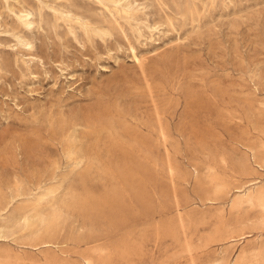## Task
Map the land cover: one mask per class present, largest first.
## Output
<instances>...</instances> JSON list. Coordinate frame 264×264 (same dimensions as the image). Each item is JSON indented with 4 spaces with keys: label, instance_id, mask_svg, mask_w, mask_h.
Segmentation results:
<instances>
[{
    "label": "rangeland",
    "instance_id": "1",
    "mask_svg": "<svg viewBox=\"0 0 264 264\" xmlns=\"http://www.w3.org/2000/svg\"><path fill=\"white\" fill-rule=\"evenodd\" d=\"M249 193L264 0H0V264H264Z\"/></svg>",
    "mask_w": 264,
    "mask_h": 264
},
{
    "label": "bare ground",
    "instance_id": "2",
    "mask_svg": "<svg viewBox=\"0 0 264 264\" xmlns=\"http://www.w3.org/2000/svg\"><path fill=\"white\" fill-rule=\"evenodd\" d=\"M121 13H123L125 16H131V11L130 10H128V9H122L121 10ZM197 13V11H193L192 12V15H195ZM31 14H29V13H27V14H25V16H23L21 19H24L25 20V22L27 23V24H29L30 22H29V20H28V18H29V16H30ZM30 43H27L26 44V46H29L30 47ZM100 141V140H99ZM138 143H139V141H138ZM180 150V149H179ZM157 160H159V159H157ZM167 161V160H166ZM159 164V163H158ZM77 165V164H76ZM167 167V166H166ZM123 169V168H122ZM168 169H170V168H168ZM147 170V169H146ZM149 170V169H148ZM147 170V171H148ZM150 172V171H149ZM91 174V173H90ZM85 175V174H84ZM88 176V175H87ZM159 183V182H158ZM213 183V182H212ZM263 183V182H262ZM158 186V185H157ZM142 187V186H141ZM124 188V187H123ZM222 188L223 187H219L218 188V190L219 191H221L222 190ZM230 188V187H229ZM216 190V189H215ZM85 192V191H84ZM88 192V191H87ZM210 193V192H209ZM213 193V192H212ZM106 194V193H105ZM214 194V193H213ZM86 195V194H85ZM101 198V197H100ZM152 198V197H151ZM134 199V198H133ZM157 199V198H156ZM246 199L248 200V202H250V203H257V205L260 207V209L262 210V212L264 213V194H258V195H255V193H249V194H247L246 195ZM100 204V203H99ZM233 206V205H232ZM100 207H102L101 205H97V204H95V203H92L88 198H84V199H81V200H79L78 201V203H77V209H75L78 213H80V214H82L81 216H79L78 217V221L79 222H81L82 221V223L83 224H85V222L86 223H92V219H91V215L93 214V213H102L103 212V208H100ZM152 208V207H151ZM154 208V207H153ZM239 208V207H238ZM237 208V209H238ZM240 210V209H239ZM82 211H84L85 212V214L84 213H82ZM167 212V211H166ZM165 212V213H166ZM171 213V212H170ZM98 216V215H97ZM101 216V215H100ZM112 217V216H111ZM25 221H27V217H25ZM164 222V221H163ZM24 223V222H23ZM95 224V223H94ZM168 224V223H167ZM54 227V226H53ZM94 227V226H93ZM145 227V226H144ZM170 227V226H169ZM150 228H153V227H150ZM171 229V228H170ZM82 230V229H81ZM173 230H174V228H173ZM116 231V230H115ZM171 231V230H170ZM178 232V231H177ZM56 233V232H55ZM129 233V232H128ZM102 236V235H101ZM127 237H128V235H127ZM125 242V241H124ZM107 243V242H106ZM48 245H57V244H48ZM49 247V246H48ZM114 251V250H113ZM116 255H117V253H116ZM85 264H94V261L93 260H91V259H88V260H85Z\"/></svg>",
    "mask_w": 264,
    "mask_h": 264
}]
</instances>
